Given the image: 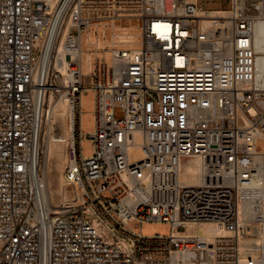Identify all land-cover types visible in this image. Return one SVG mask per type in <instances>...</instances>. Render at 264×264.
Masks as SVG:
<instances>
[{"label":"built area","instance_id":"built-area-1","mask_svg":"<svg viewBox=\"0 0 264 264\" xmlns=\"http://www.w3.org/2000/svg\"><path fill=\"white\" fill-rule=\"evenodd\" d=\"M212 12L193 0H0V264H264V0ZM131 21L138 45L108 37ZM65 117L69 135L56 132ZM50 143L69 160L60 206L46 198Z\"/></svg>","mask_w":264,"mask_h":264},{"label":"rangeland","instance_id":"rangeland-1","mask_svg":"<svg viewBox=\"0 0 264 264\" xmlns=\"http://www.w3.org/2000/svg\"><path fill=\"white\" fill-rule=\"evenodd\" d=\"M199 4H202L206 9L210 10H224L227 7V0H198ZM132 24L137 25V21H132ZM138 26V25H137ZM139 31V28H138ZM111 34L108 35V37ZM118 40H129L128 38L120 36ZM117 119L123 118V113L120 109L115 111ZM63 123L59 122L56 125V132L62 133ZM95 130V115H94V92L90 91L82 96V119H81V132H82V152L85 157H90L93 154V143L88 139L87 135L93 133ZM258 146L264 149V141L259 140ZM63 155L55 154L50 164V170L48 172V178L50 181L51 189L53 192V204L56 206L61 205L59 194L61 191V184L63 183ZM43 169L45 166L43 159ZM64 189V188H63ZM131 229L137 233L142 232L145 235H169L172 229L171 224L168 223H150L145 224L141 228L136 227V223L130 225Z\"/></svg>","mask_w":264,"mask_h":264},{"label":"bare ground","instance_id":"bare-ground-1","mask_svg":"<svg viewBox=\"0 0 264 264\" xmlns=\"http://www.w3.org/2000/svg\"><path fill=\"white\" fill-rule=\"evenodd\" d=\"M193 1L199 2L198 0H193ZM208 11H213L212 14H222L220 12L221 10L208 9ZM216 11H219V12L215 13ZM113 34H114V37L122 36V37L128 38L132 42L133 45H138L140 43V31H138L137 25L132 24V21L130 22V25H128V22L126 23L123 22V25H121L119 22H115L113 24L112 34L109 36V38H112ZM95 43H97V48H102V45L105 44L102 37L99 40H97ZM61 108L65 110L63 106ZM63 127L66 131V134L69 135L71 125L69 124V119L67 117H65L63 120ZM55 154L63 155V159H62L63 167L62 168L65 169L69 161L65 154L63 147L54 145L53 143L48 144V148L46 149L45 155L43 157L45 166H44V169L42 166V170L44 172V177H45L44 185L46 189V198L48 199V202L50 203H53V192H52L50 181L47 175L50 170L51 161L55 157ZM200 166H201L200 162H196L195 166L190 167L188 175L185 176L186 180L190 184L199 183ZM201 229L205 231L206 234L214 233V229L212 226H204V227H201Z\"/></svg>","mask_w":264,"mask_h":264}]
</instances>
